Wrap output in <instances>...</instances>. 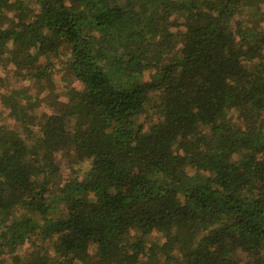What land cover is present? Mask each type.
Instances as JSON below:
<instances>
[{
	"label": "trees",
	"instance_id": "trees-1",
	"mask_svg": "<svg viewBox=\"0 0 264 264\" xmlns=\"http://www.w3.org/2000/svg\"><path fill=\"white\" fill-rule=\"evenodd\" d=\"M1 69L0 264H264V0H0Z\"/></svg>",
	"mask_w": 264,
	"mask_h": 264
},
{
	"label": "rangeland",
	"instance_id": "rangeland-1",
	"mask_svg": "<svg viewBox=\"0 0 264 264\" xmlns=\"http://www.w3.org/2000/svg\"><path fill=\"white\" fill-rule=\"evenodd\" d=\"M0 74L2 75L1 77L4 78V84H3V81L0 83V93H7V90L8 89H17V88H26L28 86V82L22 80L21 78H17L15 76H9L8 73L6 72V70H0ZM64 78H67L68 80L71 81L74 80L72 76H70L69 74L66 73V71H58L57 73L54 74V80H55V84L56 86L59 88V91L60 89L62 90L61 94H60V97H59V100H63L65 101L66 100V95H65V87H66V83H67V80L64 79ZM71 82H75V81H71ZM75 85V88H80V84L78 81H76L74 83ZM28 92L30 94H35L36 92V89L35 87H32L30 86L28 88ZM46 94V91H43L41 93V95H44ZM46 101H43L39 107L37 108L38 112H41L42 110H45L47 109L46 108ZM48 110V109H47ZM7 113H8V110L4 107H2V104H1V99H0V123H8L10 126H12V121L10 120V118L7 116ZM70 156V155H69ZM69 161H72L70 160L69 157L64 156H59V164H60V168H61V176H62V179L63 178H67L68 176L72 175V170L69 168V164L72 163V162H69ZM84 164L86 165L87 162H84ZM73 165H76L75 163H73ZM83 165L82 167L85 168Z\"/></svg>",
	"mask_w": 264,
	"mask_h": 264
}]
</instances>
